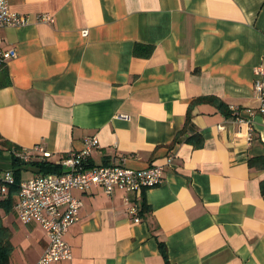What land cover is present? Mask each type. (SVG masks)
Here are the masks:
<instances>
[{
	"label": "crops",
	"instance_id": "1",
	"mask_svg": "<svg viewBox=\"0 0 264 264\" xmlns=\"http://www.w3.org/2000/svg\"><path fill=\"white\" fill-rule=\"evenodd\" d=\"M9 7L29 22L0 27L2 46L17 52L0 66V175L13 173V150L31 149L28 161H36L39 144L57 163L88 136L99 147L86 167L163 166V181L141 192L139 207L144 197L148 209L138 222L124 203L130 193L73 189L81 206L65 233L72 258L50 264H167L159 241L170 264H264V115L244 110L257 103L254 68L264 66V0ZM41 13L52 21H39ZM195 133L200 146L186 140ZM21 173L35 176L29 163ZM17 195L11 211L0 209L10 264H34L47 239L39 224L17 218Z\"/></svg>",
	"mask_w": 264,
	"mask_h": 264
},
{
	"label": "built area",
	"instance_id": "2",
	"mask_svg": "<svg viewBox=\"0 0 264 264\" xmlns=\"http://www.w3.org/2000/svg\"><path fill=\"white\" fill-rule=\"evenodd\" d=\"M39 21H52L48 13L37 15ZM29 22L27 15L19 14L9 7V0H0V27L20 26ZM85 33V32H84ZM17 55L14 47L4 48L0 38V66ZM253 80L255 106H246L249 114L264 115V66L254 68ZM233 111L239 109L233 107ZM121 117L127 115L120 114ZM249 136V135H248ZM99 147L96 136H88L83 141V148L70 151L67 157L57 163L64 167L62 173H46L21 180L14 211L17 218L25 224H39L46 236V245L39 259L34 264H50L72 258V248L65 239L70 225L79 217L81 200L72 194L73 189L86 190L91 186H99L106 194H112L119 188L132 196H125L127 213L133 221L141 220L139 200L141 192L147 187L155 186L163 181V166L150 164L141 169L131 168L125 164L96 165L86 167L84 162L92 151ZM39 159H48L51 153L43 146L34 145ZM34 153L31 149L13 150L12 156L28 161ZM172 155L167 157L170 163ZM14 181L11 171L0 175V191L6 192L7 185Z\"/></svg>",
	"mask_w": 264,
	"mask_h": 264
},
{
	"label": "trees",
	"instance_id": "3",
	"mask_svg": "<svg viewBox=\"0 0 264 264\" xmlns=\"http://www.w3.org/2000/svg\"><path fill=\"white\" fill-rule=\"evenodd\" d=\"M151 49H152L151 46H146L145 54H149ZM204 99H208V98H202V97L197 98V99H194V102H199ZM211 101L215 103L217 108L220 109L221 111L226 112L229 110L227 105H225V103L218 100L217 98H213ZM190 123H191V119H190V116L188 115L185 120L184 128H186ZM184 128L178 132L176 140L180 138V136L182 135L184 131ZM186 140L195 144L196 146H200L203 142V138L198 133H195L187 137ZM11 149H19V147L13 146V148ZM28 163L32 166L33 172L35 173V175L46 174V173H62L64 171V167L61 164L55 163L47 159L46 160L40 159L36 161H23V160L13 157L14 167L12 171H13L14 181L12 184L7 185L8 190H7V193L5 194L6 196L4 198H0V209H2L3 212L5 213H8L9 211L12 210L14 199H15L14 197H15V194L18 193L19 191V186H20V182L22 179L21 171L23 168V164H28ZM260 189H261L262 195H264V180L261 181ZM143 200H144V197L142 198V204H141V208L139 211L140 216L148 209V207H146V204ZM10 236H11V230L9 229V227L3 224L2 217L0 216V264H10V256L13 250V244L10 241ZM158 246H159L161 254L163 255L165 259V262L167 264H170L167 258L166 246L164 242L159 241Z\"/></svg>",
	"mask_w": 264,
	"mask_h": 264
}]
</instances>
